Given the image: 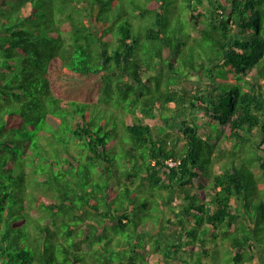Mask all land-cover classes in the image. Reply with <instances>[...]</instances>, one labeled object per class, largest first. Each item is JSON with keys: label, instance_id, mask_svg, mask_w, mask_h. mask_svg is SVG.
Listing matches in <instances>:
<instances>
[{"label": "trees", "instance_id": "1", "mask_svg": "<svg viewBox=\"0 0 264 264\" xmlns=\"http://www.w3.org/2000/svg\"><path fill=\"white\" fill-rule=\"evenodd\" d=\"M140 1L0 0V264H190L208 238L264 264V0Z\"/></svg>", "mask_w": 264, "mask_h": 264}, {"label": "rangeland", "instance_id": "2", "mask_svg": "<svg viewBox=\"0 0 264 264\" xmlns=\"http://www.w3.org/2000/svg\"><path fill=\"white\" fill-rule=\"evenodd\" d=\"M167 1V5L168 6H170V5H172L173 4V0H166ZM179 2H180V0H178ZM136 2H138V4L139 3H141V4H143L140 0H136ZM131 3H132V0H115V4L113 5L114 7L112 8V10H111V12H113V11H116L115 13H112L113 15H116V14H119V13H121L122 11H127L129 14H128V16H130V13L131 12H133V10L131 9ZM28 9V10H27ZM27 11L29 12V8L28 7H24V8H22L20 11H19V13L18 14H26L27 13ZM169 13H170V11H168L167 13H166V16H165V19L167 18H169ZM2 19H4V17L2 18ZM12 20H17V17L15 16V13L14 14H12L11 15V17H9V21L11 22ZM176 21V20H175ZM143 25H139L137 28H141ZM169 29H168V31L170 30V31H172V26L169 24V27H168ZM69 35H67L66 37H68ZM68 40H70L69 38H67ZM156 46H159V43H156L155 44ZM146 46H148L149 47V45H147V43H144V44H142V42H141V44L139 45V47H140V51H142V53L147 49V47ZM199 51L201 52V49L199 48ZM148 52V55H147V57H151L152 56V51H147ZM203 55V54H202ZM187 58V57H186ZM189 59V61H191L192 59H194V57L192 58V57H190V58H188ZM158 61V60H157ZM163 64H167V65H169V60H165L164 62H163ZM190 76H192L191 78L194 80V81H191V82H188V83H185L184 85H186L187 87H189V88H200V89H207L208 87H209V84L211 83L208 79H205V78H201V75H199L198 73H195V74H190ZM162 77L163 76H160V81H161V79H162ZM202 77H204V76H202ZM143 78L144 79H146V74H144V72H143ZM158 78V77H157ZM160 81H159V85H160ZM152 83H151V87H152V91H153V93H155L156 92V87H157V85H156V82H157V79H154L153 81H151ZM163 82H161V84H162ZM162 86H163V84H162ZM141 90H140V93H145L146 95L148 94V88H147V86L146 85H142V87L140 88ZM152 97V96H151ZM111 99H112V103L114 104V106L111 108V109H107V110H105L104 108H106V106H104V108H99L98 109V112H102L103 114H106V113H108L109 115H110V117H111V121H112V116L113 115H118V114H121V116L119 117V120H118V125L121 123V124H123V117H124V114H122L121 113V111H122V109L123 108H125V109H130V107H129V103L128 102H130V100H125V103H124V107H121V106H119V103H118V101L116 100L117 98H116V96H112V97H110ZM114 110H116V111H114ZM110 121V123H111V125H114L115 123H112ZM204 129V128H203ZM257 135H258V133H257ZM261 137H259V139H260ZM39 141L41 142V143H43V145L45 144V145H47L48 147H50V148H53V147H56V146H58L57 145V142L56 141H50L49 139H47V138H45V137H41L40 139H39ZM60 146V145H59ZM61 147V146H60ZM68 147L69 148H71V145H68ZM62 148V147H61ZM74 149V148H73ZM225 149H226V146H225ZM117 150H118V152H116L117 154H124V148H123V144L122 143H120L119 144V146L117 147ZM227 150V149H226ZM220 161H223V158H220ZM213 171L214 172H220L221 171V168H220V165H219V162L214 166V168H213ZM256 173H257V175H258V177H259V179H264V177H262L261 176V174H263V171L261 170V169H259V168H256V171H255ZM97 179H99L98 181L100 182V183H103V179H102V177L100 178L99 177V175L98 174H93ZM93 176V177H94ZM114 177H112V180H111V184L112 183H116V181H114ZM110 184V185H111ZM113 184V185H114ZM111 187H112V185H111ZM190 189H192L193 187H189ZM254 188V187H253ZM89 189V188H88ZM142 189H144V187H142ZM250 194H252V195H254L255 194V192L253 191V193L252 192H250ZM259 194L260 195H262V196H264V189L263 188H261L260 189V191H259ZM116 195H118V193H116ZM144 200H143V197H141L140 199H139V201H138V203L140 204L141 202H143ZM177 201H178V203L180 204V197H178L177 198ZM202 201V200H201ZM264 202V201H263ZM252 205L253 206H251V208L253 209V210H255L257 213L255 214V216H254V221L252 222V225H251V235L253 236V238H255V235H262L263 237H262V239H261V241L259 240V242L261 243L263 240H264V213H261L262 211H260V209H261V207H260V209H258L255 205H254V201L252 202ZM243 208V207H242ZM166 209H167V212H166V214H165V218L166 217H174L175 219H176V221L178 222L179 221V219H180V217L178 218V217H176V214L177 213H173L171 210H169L167 207H166ZM260 211V212H259ZM156 212V211H155ZM193 218V217H192ZM192 218H191V220H192ZM251 219H252V217H250ZM168 219V218H167ZM114 223V222H113ZM112 223V224H113ZM149 223H153V222H149ZM163 223H165V224H167V221H166V219L163 221ZM194 224H195V222H194V219L189 223V226L188 227H192V226H194ZM177 226V232L180 230L178 227H180L181 226V224H177L176 225ZM156 229L153 231L154 233H158L159 232V225L157 224L156 225V227H155ZM168 229H173V227H171V225H168L167 224V230L165 231V235H172V236H170V238H174V234L172 233H168ZM175 230H176V228H175ZM175 235H177V234H175ZM181 235H183V233L181 234ZM183 237V236H182ZM147 239H149V238H147ZM146 239V240H147ZM150 240V239H149ZM185 241V240H184ZM218 243V240L216 241V240H212V239H210V238H208L207 239V244H206V249H207V251H209V255H210V257H208V258H206L205 257V255H203V254H201V251L200 250H197V249H195V251L191 254V255H188V258H189V262H190V264L191 263H197V264H200V261L199 260H201V261H203V264H235L233 261H231V257H232V251H231V249L230 248H228V247H223V246H221L220 244H216V243ZM192 242H190V244H191ZM262 243H264V242H262ZM195 245H198L199 246V248H200V245H201V243H199V242H197V244L195 243ZM257 245V244H256ZM85 249H88V247H87V245L84 247ZM257 248H258V250L259 249H262V251H264V247H259L258 245H257ZM202 249V248H201ZM148 251H149V255H148V261H150V263L151 264H159V260H160V256L158 255V253H156L155 252V250L153 249V243L152 242H149V244H148ZM199 252H200V254H199ZM258 253V252H257ZM205 254V253H204ZM263 254H264V252H263ZM216 255V256H215ZM186 258V256L184 255V258H182V260L183 259H185ZM182 260H180V258H172V259H170L169 260V264H181L182 263Z\"/></svg>", "mask_w": 264, "mask_h": 264}, {"label": "crops", "instance_id": "3", "mask_svg": "<svg viewBox=\"0 0 264 264\" xmlns=\"http://www.w3.org/2000/svg\"><path fill=\"white\" fill-rule=\"evenodd\" d=\"M221 172V171H220ZM220 172H218V173H220ZM178 214H176V217H178L179 218V215L177 216ZM175 219V218H174ZM193 219H195V217L194 218H192V220ZM176 220V219H175ZM178 224H181V222L180 221H178ZM171 227H173V229H168V233H173L174 234V236H175V234H178L179 233V231H181V226L180 227H178L180 230L177 232V226L176 225H171ZM175 228H176V230H175ZM172 236V235H171ZM173 240H175V239H173Z\"/></svg>", "mask_w": 264, "mask_h": 264}, {"label": "clouds", "instance_id": "4", "mask_svg": "<svg viewBox=\"0 0 264 264\" xmlns=\"http://www.w3.org/2000/svg\"><path fill=\"white\" fill-rule=\"evenodd\" d=\"M178 203V201L177 200H175L174 201V205H176ZM186 240V239H185ZM206 244H207V242H206ZM206 244H205V246H203L202 248L204 249V251L206 250L207 251V249H206ZM201 246V245H200ZM203 254V253H202Z\"/></svg>", "mask_w": 264, "mask_h": 264}, {"label": "built area", "instance_id": "5", "mask_svg": "<svg viewBox=\"0 0 264 264\" xmlns=\"http://www.w3.org/2000/svg\"><path fill=\"white\" fill-rule=\"evenodd\" d=\"M168 163H169L170 165H174V164H175V162L172 161V160H169Z\"/></svg>", "mask_w": 264, "mask_h": 264}]
</instances>
